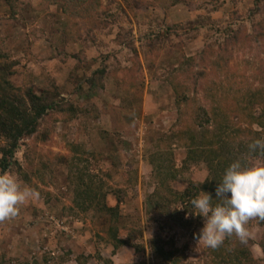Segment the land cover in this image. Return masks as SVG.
Instances as JSON below:
<instances>
[{"label": "rangeland", "instance_id": "obj_1", "mask_svg": "<svg viewBox=\"0 0 264 264\" xmlns=\"http://www.w3.org/2000/svg\"><path fill=\"white\" fill-rule=\"evenodd\" d=\"M92 5L97 21L80 28L84 19L57 3L17 0L12 8L0 0V61L10 64L18 97L32 89L55 104L0 170L38 193L17 217L0 223V258L8 264H79L81 256L85 264H210L214 249L195 239L206 218L190 201L204 191L217 202L225 172L218 168L236 139L232 132L249 125L236 118L219 146L204 145L214 141L206 135L214 128L206 88L212 75L227 81L228 58L245 76L244 86L254 80L240 55L250 56V42L261 44L264 0ZM227 44L234 55L222 49ZM257 54L264 56V45ZM263 87L257 82L254 92ZM7 144L0 137V149ZM89 176L106 197L85 211L77 200ZM157 192L167 199L161 207L157 198L149 203ZM104 201L112 213L99 211ZM248 229L244 244L264 264V223L251 220ZM156 247L166 256L156 255Z\"/></svg>", "mask_w": 264, "mask_h": 264}, {"label": "trees", "instance_id": "obj_2", "mask_svg": "<svg viewBox=\"0 0 264 264\" xmlns=\"http://www.w3.org/2000/svg\"><path fill=\"white\" fill-rule=\"evenodd\" d=\"M6 1L12 5V8L15 6V2H17V0ZM46 1L49 3H57L65 12H68V14L74 18L84 19V22L80 23V28L81 26H87L88 22L93 25V23L97 21L94 15L96 7L92 5V0ZM77 31L80 30L78 29ZM77 33L79 34V32ZM257 33V42L260 41L261 44L258 46L255 42L254 45L250 42L248 49L250 56L247 55L246 57L244 53L240 55V58H245L243 59L245 68L250 70L247 73L254 80L249 81L247 85L244 86L245 76H239V71L237 72V70H235L237 64L235 63V66L230 67V61L233 60L232 58L226 59L228 66L226 71L228 70L230 76L224 84L220 82L216 75L209 77L211 86L207 85L206 90H208L211 98H209L210 104L208 103L207 108L213 112L211 116L207 117L206 114L209 110L204 107L203 117L205 118L206 116L208 122L213 123L214 128L206 130V135H209V140L214 141L204 145H210L214 142L219 146L221 144L219 141L223 139L222 137H224L225 132L228 131L236 118L249 125L245 129L232 132L235 133L236 139L229 142L231 144V150L229 147L230 154L228 153L229 155L224 156L223 164L218 169L221 168L226 170L237 158H248L249 156L252 160L264 159V157L259 156L258 150L257 153L253 154H249L248 150V145L250 143L256 139L264 138V89L261 93L260 91L254 92L256 83H262V81H264V56L262 57L261 54H257L260 45L261 47L264 45V31L260 27ZM229 46V44L222 46V49L234 55V48L231 47L232 50L230 51ZM240 52L241 50L238 49L237 54ZM3 58L4 54L1 53L0 50V59ZM188 61L194 63L195 59L191 57ZM9 70L10 64L1 63L0 61V137H4L5 140L8 141V144L3 149H0L2 154L0 156L1 171H6L10 166L11 159L15 158V149L18 147L20 139L31 133L37 132L40 118L48 114L49 110L53 109L55 106L54 102L50 103L46 100L44 94H37L32 89H28L25 94H21L20 97H18L20 92H18L19 89L10 81L8 76ZM104 72L105 70H99L100 74H104ZM198 73L199 75H204V71L202 70ZM95 81L96 79L92 78L91 82L94 83ZM24 99H26L29 106L26 107V101ZM68 109L75 112L73 105H70ZM64 110L65 109H63V111ZM232 133H230V135H232ZM194 144H191V146L195 147L196 145ZM197 148L196 150L189 151L195 152ZM74 152H79L78 146H76ZM83 183L84 187L78 193L77 205H79L81 210L86 211L93 205L96 199L101 198V196L106 197V193L100 190L101 186L96 184L93 176H89L88 182ZM80 187H82V184H80ZM153 198L154 200L157 198L156 202L158 205L167 200L166 197L159 195L158 192L150 196L149 203L152 202ZM98 205L99 211L101 212L104 210L107 212L111 211V213L113 212V207H108L105 201L99 202ZM262 222L264 223V221ZM109 235L115 240L116 235H113L111 232H109ZM117 241L123 242L122 239L118 240V238ZM155 243L160 244L161 241L158 239L155 240ZM139 247L142 246L139 245ZM249 247L250 246L247 244L241 243L235 236L226 237L223 244L212 251L213 255L210 264H256V260L253 254H251ZM155 253H157L156 255L159 254L162 256L166 254L161 247H156ZM167 254L169 257L170 253ZM78 259H80V257ZM81 259L79 260V264H85L87 258L81 256ZM0 264L8 263L6 259L1 257Z\"/></svg>", "mask_w": 264, "mask_h": 264}, {"label": "clouds", "instance_id": "obj_3", "mask_svg": "<svg viewBox=\"0 0 264 264\" xmlns=\"http://www.w3.org/2000/svg\"><path fill=\"white\" fill-rule=\"evenodd\" d=\"M248 150L249 154L258 150L259 156L264 157V138L254 140ZM36 196V190L22 185L15 175L0 172V223L17 217L20 207ZM215 199L213 204L211 195L201 191L190 201L194 213L206 218L195 237L197 242L216 249L226 237L235 236L246 243L251 236L249 221H264V159L234 160L217 185Z\"/></svg>", "mask_w": 264, "mask_h": 264}]
</instances>
